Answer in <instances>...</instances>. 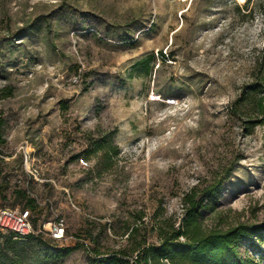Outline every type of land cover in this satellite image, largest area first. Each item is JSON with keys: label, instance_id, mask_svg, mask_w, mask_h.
<instances>
[{"label": "rangeland", "instance_id": "374dc122", "mask_svg": "<svg viewBox=\"0 0 264 264\" xmlns=\"http://www.w3.org/2000/svg\"><path fill=\"white\" fill-rule=\"evenodd\" d=\"M263 62L264 0H0V207L22 208L24 181L36 227L64 219L65 240H43L70 250L45 264H94L91 240L157 245L193 190L204 231L264 230V123L231 113ZM236 251L264 264V237Z\"/></svg>", "mask_w": 264, "mask_h": 264}, {"label": "trees", "instance_id": "16d2710c", "mask_svg": "<svg viewBox=\"0 0 264 264\" xmlns=\"http://www.w3.org/2000/svg\"><path fill=\"white\" fill-rule=\"evenodd\" d=\"M231 113L243 116L245 113L249 114L247 118L251 124L264 123V62L256 69L250 88L234 101ZM4 144L5 139L0 129V147ZM3 163L0 149V172ZM17 184L19 187L12 196L14 205L22 203L21 209L33 212L36 208L35 200L29 195L28 184H24V181H17ZM6 186L5 181L0 183V195ZM216 190L215 185L210 186L204 190V195L215 196ZM2 198L5 199V196ZM203 198L198 199L195 190L183 197L184 215L179 229H171L169 234L159 228L157 245L145 248V245L137 244L129 250L120 249L111 253L101 251L94 240H91L90 248L83 244L79 246L89 251L94 264H129V258L134 254L133 264H258L252 259L239 258L236 246L251 237L263 238L264 230L239 225L227 232L204 231L199 222L201 212L207 207ZM33 224L36 227L34 220ZM130 231L128 236L133 229ZM180 238L184 241L180 242ZM48 246L42 235H31L20 240L14 233L0 229V264H45L51 258L66 256L70 250L67 248L61 254L49 256L46 251Z\"/></svg>", "mask_w": 264, "mask_h": 264}, {"label": "built area", "instance_id": "2783aa9c", "mask_svg": "<svg viewBox=\"0 0 264 264\" xmlns=\"http://www.w3.org/2000/svg\"><path fill=\"white\" fill-rule=\"evenodd\" d=\"M17 153L21 155L22 166L27 176V182H41L40 172L35 165L32 143L25 141L24 145L19 147ZM81 163L84 165L86 164L83 161H81ZM29 195L36 201V198L32 194L29 193ZM0 229L14 233L20 240L38 234L56 242L63 241L66 238V226L64 219L61 217L55 216L53 220L35 227L31 211L18 207H0Z\"/></svg>", "mask_w": 264, "mask_h": 264}]
</instances>
